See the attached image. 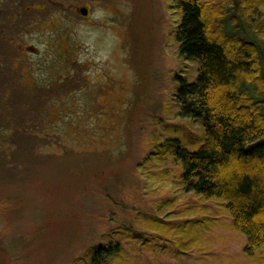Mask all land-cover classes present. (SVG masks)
Masks as SVG:
<instances>
[{
	"label": "rangeland",
	"instance_id": "1",
	"mask_svg": "<svg viewBox=\"0 0 264 264\" xmlns=\"http://www.w3.org/2000/svg\"><path fill=\"white\" fill-rule=\"evenodd\" d=\"M176 1L0 0L7 82L8 55H27L25 86L60 80L0 94V264H75L126 227L147 244L115 235L132 264H264L222 200L181 184L175 145L196 151L204 130L178 116L198 64L179 54Z\"/></svg>",
	"mask_w": 264,
	"mask_h": 264
},
{
	"label": "trees",
	"instance_id": "2",
	"mask_svg": "<svg viewBox=\"0 0 264 264\" xmlns=\"http://www.w3.org/2000/svg\"><path fill=\"white\" fill-rule=\"evenodd\" d=\"M175 6L179 54L198 64L194 82H178V116L204 130L196 151L175 145L181 184L203 200L225 203L248 252L264 248V0H178ZM120 231L145 249L141 234L120 228L75 264H132L115 237ZM178 232L172 236L181 245Z\"/></svg>",
	"mask_w": 264,
	"mask_h": 264
},
{
	"label": "flooded vegetation",
	"instance_id": "3",
	"mask_svg": "<svg viewBox=\"0 0 264 264\" xmlns=\"http://www.w3.org/2000/svg\"><path fill=\"white\" fill-rule=\"evenodd\" d=\"M40 4H37L36 6L39 8L41 6H39ZM43 8V7H42ZM35 10H38L37 8H35ZM42 10V9H41ZM87 10V9H86ZM89 13V12H88ZM89 14L84 17V19L88 18ZM5 23H4V27H5ZM2 26V25H0ZM4 27H1L0 29H4ZM28 48H26L25 50H27ZM1 50V47H0ZM27 52V51H26ZM30 54V53H29ZM39 55V54H38ZM33 56H37V54H33ZM8 57L7 59L5 58V60L3 59L2 61H9V63L11 64V67L13 69V73L14 75H9V77H13L17 79V82L15 83H9L7 82L8 77L5 75L4 71L0 69V94L3 95H9V94H42L45 90L50 89V87L52 88H57L55 84H59L60 80L56 81V83L53 85L49 86H45L44 88L41 87H37L35 86V83L30 84L25 86L24 85V77L23 76H18L16 75V73L23 72V68H22V64L25 62H28V59H26L27 55H8L6 56ZM38 57V56H37ZM9 59V60H8ZM47 61V60H46ZM47 63V62H45ZM30 68V66L28 67V69Z\"/></svg>",
	"mask_w": 264,
	"mask_h": 264
},
{
	"label": "water",
	"instance_id": "4",
	"mask_svg": "<svg viewBox=\"0 0 264 264\" xmlns=\"http://www.w3.org/2000/svg\"><path fill=\"white\" fill-rule=\"evenodd\" d=\"M87 10L85 8L81 9V13L83 16H87Z\"/></svg>",
	"mask_w": 264,
	"mask_h": 264
}]
</instances>
